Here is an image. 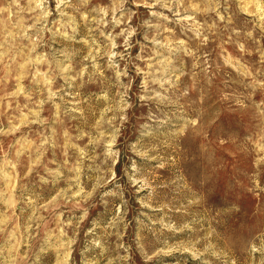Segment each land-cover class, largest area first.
I'll return each instance as SVG.
<instances>
[{
	"label": "rangeland",
	"instance_id": "obj_1",
	"mask_svg": "<svg viewBox=\"0 0 264 264\" xmlns=\"http://www.w3.org/2000/svg\"><path fill=\"white\" fill-rule=\"evenodd\" d=\"M0 264H264V0H0Z\"/></svg>",
	"mask_w": 264,
	"mask_h": 264
}]
</instances>
